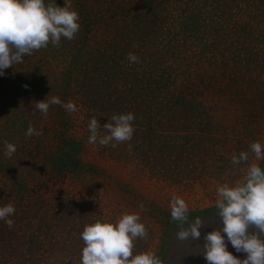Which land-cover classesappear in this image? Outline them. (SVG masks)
I'll return each instance as SVG.
<instances>
[{
  "label": "rangeland",
  "instance_id": "rangeland-1",
  "mask_svg": "<svg viewBox=\"0 0 264 264\" xmlns=\"http://www.w3.org/2000/svg\"><path fill=\"white\" fill-rule=\"evenodd\" d=\"M55 2L63 6L64 0ZM246 2L239 1L243 13L247 11ZM71 3L78 11L76 2L71 0ZM168 20L179 21V16L173 13ZM262 25V22L251 24L255 28ZM92 27L86 31L91 35L89 41L99 38L97 29ZM72 41L61 38L59 47L49 44L24 56L23 63L4 69L0 75V206L31 201L41 209L47 208V213L51 204L63 198L73 204L69 208H82L92 216L115 218L124 211L138 212L148 236L136 241L134 252L152 250L163 264H207L200 251L205 233L219 227L214 207L216 188L243 178L247 163L233 168V154L249 152L250 163L253 159L250 144L258 141L264 145V65L249 70L209 54L168 60L172 71L170 90L191 101L194 115L202 119V124L197 125L198 120L190 124L182 122L177 128L186 130L181 126L188 125L186 135L202 128L200 133L204 137L201 148L183 151L181 147L170 152L171 157L179 160L176 162L179 170L175 169L178 176L167 178L152 175L145 163L138 162L126 142L115 148L111 144L88 143L89 119L76 102L77 94L72 93L78 91L74 79L77 70L68 65L73 46H77ZM27 84L31 92L23 90ZM52 96L64 103L73 102L77 111L50 105L45 118L35 103ZM14 105L21 106L23 112ZM8 111L12 118L3 117ZM29 123L42 134L26 136ZM66 134L73 141L71 146L59 141ZM185 139L193 142L196 138ZM5 140L16 147L11 158L4 155ZM258 163L264 169V160ZM56 170L61 171V176H56ZM173 195L185 199L189 219L196 216L205 219V226L200 229L201 239L193 241L191 246L175 238L178 229L169 207ZM35 219L38 221L39 217ZM222 235L227 250L244 259L245 254L236 252L226 234ZM51 259L52 264L75 262L56 252Z\"/></svg>",
  "mask_w": 264,
  "mask_h": 264
},
{
  "label": "trees",
  "instance_id": "trees-1",
  "mask_svg": "<svg viewBox=\"0 0 264 264\" xmlns=\"http://www.w3.org/2000/svg\"><path fill=\"white\" fill-rule=\"evenodd\" d=\"M74 1L81 17L80 29L72 39L77 46H73L68 65L77 70L72 77L78 91L72 93L77 94L79 108L89 120L97 116L101 125L113 114L132 112L135 131L126 142L131 153L152 175L178 176L175 169L179 160L170 152L181 147L183 151L201 148L204 136L202 128L185 133L186 123L198 120L199 125L202 119L194 115L191 101L170 90L168 60L209 54L249 70L263 67L264 0H248L246 13L242 12L241 0ZM173 13L178 14L179 21L168 20ZM261 22L262 26H251ZM89 26L97 29L99 38L89 41ZM129 52L140 62L130 63ZM23 90L32 91L28 84ZM14 108L21 110V106ZM11 114L5 112L3 117ZM182 122L186 130L177 128ZM188 136L196 139L188 142ZM59 138L65 146L73 144L67 134ZM55 173L61 176V171ZM11 204L15 207V214L9 217L13 226L9 228L0 220V264H52L53 252L74 264L80 261V233L93 214L75 206L69 208L73 204L63 198L49 206L50 213L31 201Z\"/></svg>",
  "mask_w": 264,
  "mask_h": 264
},
{
  "label": "clouds",
  "instance_id": "clouds-1",
  "mask_svg": "<svg viewBox=\"0 0 264 264\" xmlns=\"http://www.w3.org/2000/svg\"><path fill=\"white\" fill-rule=\"evenodd\" d=\"M79 19L71 0H64L63 6L57 5L55 0H0V75L4 74V69L23 63L26 55L47 48L49 44L59 47L61 38L74 39L80 29ZM127 59L130 63L140 62L132 52L127 54ZM50 105H60L69 112L77 111L73 102L64 103L56 96L36 101L35 108L47 118ZM134 120L130 111L113 114L103 125L93 116L88 122V143L111 144L115 148L130 141L135 131ZM41 134L29 123L26 136ZM3 143L5 157L11 158L16 151L15 145L7 140ZM250 151L253 154L250 163L247 151L231 157L233 168L247 163L243 178L216 188L214 207L219 227L205 233L202 247L199 245L207 264H264V169L258 163L264 160V145L253 141ZM139 207L143 210L144 205ZM169 207L171 219L177 224L176 240L189 246L199 241L205 219L200 216L189 219L188 204L179 195L171 197ZM14 214L13 204L0 206V220L9 228L14 224L9 217ZM89 220L80 233L83 241L80 264H163L152 250L134 252L136 241L148 236L138 212L124 211L115 218L92 216ZM222 233L236 252L245 254L244 259L227 250Z\"/></svg>",
  "mask_w": 264,
  "mask_h": 264
}]
</instances>
